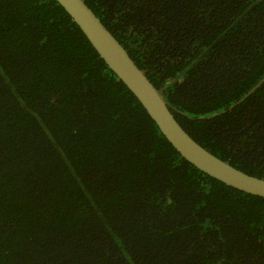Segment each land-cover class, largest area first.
I'll list each match as a JSON object with an SVG mask.
<instances>
[{
    "label": "trees",
    "instance_id": "16d2710c",
    "mask_svg": "<svg viewBox=\"0 0 264 264\" xmlns=\"http://www.w3.org/2000/svg\"><path fill=\"white\" fill-rule=\"evenodd\" d=\"M82 1L197 144L264 180V82L235 105L264 0ZM0 264H264V198L183 159L55 0H0Z\"/></svg>",
    "mask_w": 264,
    "mask_h": 264
},
{
    "label": "water",
    "instance_id": "95a60500",
    "mask_svg": "<svg viewBox=\"0 0 264 264\" xmlns=\"http://www.w3.org/2000/svg\"><path fill=\"white\" fill-rule=\"evenodd\" d=\"M55 2L63 8L79 27L100 58L134 95L167 142L183 159L201 172L233 189L264 198L263 179L247 175L218 159L197 144L181 128L170 112V106L162 97L160 91L151 84L129 57L126 50L82 0H55ZM263 82L264 78L235 105L243 102Z\"/></svg>",
    "mask_w": 264,
    "mask_h": 264
}]
</instances>
